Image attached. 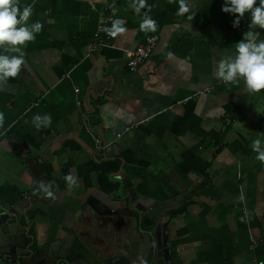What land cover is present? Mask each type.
<instances>
[{
  "label": "crops",
  "instance_id": "0c3cea01",
  "mask_svg": "<svg viewBox=\"0 0 264 264\" xmlns=\"http://www.w3.org/2000/svg\"><path fill=\"white\" fill-rule=\"evenodd\" d=\"M186 2L180 16V0H146L139 13L131 7L138 0H17L21 11L32 5L28 23L43 29L18 46V75L0 80V201L15 204L32 191L27 159H35L55 187L37 210L41 242L72 235L100 258L117 233L93 218L115 187L159 204L180 200L158 219L175 264L264 261V161L252 147L264 133V90L215 74L251 14L234 27L239 14L224 12L225 0ZM108 8L111 28L122 20L126 30L95 52L107 38L96 35ZM145 13L156 31L141 30ZM252 30L264 40V28ZM152 36L150 59L129 71L126 51ZM6 47L0 54L19 55ZM98 140L110 147L99 153Z\"/></svg>",
  "mask_w": 264,
  "mask_h": 264
},
{
  "label": "water",
  "instance_id": "95a60500",
  "mask_svg": "<svg viewBox=\"0 0 264 264\" xmlns=\"http://www.w3.org/2000/svg\"><path fill=\"white\" fill-rule=\"evenodd\" d=\"M27 163L34 178L32 191L15 204L0 201V259H12L5 264H175L158 219L180 200L159 204L115 187L99 219L93 218L95 224L113 223L117 233L103 241L100 258L72 235L41 242L35 235L37 210L52 201L55 187L35 159ZM119 194L121 199L113 198Z\"/></svg>",
  "mask_w": 264,
  "mask_h": 264
},
{
  "label": "clouds",
  "instance_id": "9594fccd",
  "mask_svg": "<svg viewBox=\"0 0 264 264\" xmlns=\"http://www.w3.org/2000/svg\"><path fill=\"white\" fill-rule=\"evenodd\" d=\"M146 0H138L133 3L132 8L137 13L145 7ZM223 11L231 14H239L233 22L234 27H239L240 18L245 13L250 12L251 23L249 30L243 34V38L235 44V53L219 61L216 69V76L225 82L239 83L243 79L250 92H260L264 90V40L259 39L260 33L254 31L256 26L264 28V0H225ZM189 12V5L186 0H180V7L177 15L183 16ZM33 14L32 5H27L21 11L17 0H0V46L7 45L5 51L19 53V55L0 54V80L15 77L21 71V66L25 62V53L18 47L27 41H33L36 33L43 29L40 22L28 23L29 17ZM192 19L191 16L188 17ZM122 20L116 21L111 35L123 33L126 29L121 26ZM19 25V26H18ZM143 31H156L157 21L145 13V17L140 24ZM169 57L173 55L168 53ZM3 114L0 113V119ZM34 121L50 123L51 117H34ZM37 127L40 124L37 123ZM264 133L252 142V147L258 153L257 159L264 161ZM69 186L74 183L71 174L66 177ZM49 195L51 193L49 192Z\"/></svg>",
  "mask_w": 264,
  "mask_h": 264
},
{
  "label": "built area",
  "instance_id": "2783aa9c",
  "mask_svg": "<svg viewBox=\"0 0 264 264\" xmlns=\"http://www.w3.org/2000/svg\"><path fill=\"white\" fill-rule=\"evenodd\" d=\"M112 13H113V10L111 8H108L107 15L104 20V24L101 26L99 33L96 35V37L99 38L100 34L102 32H105L107 35V38L105 39V41L101 39L99 43H96L93 46L92 51H95V52L100 51L106 45H110V41H112L113 38L115 37L111 35V32L113 31V29L111 28V25L114 20ZM157 42H158V38L155 36H152L146 40V43L144 45L140 46L135 51H126L127 66H128L129 71L131 72L136 71L140 65L144 64L150 59L152 53L154 52L156 48ZM129 130L130 129H127V131ZM117 137L119 138L120 135H118ZM109 147H110V144L104 145L99 140L97 141V151L99 153H102ZM11 261L12 259L9 257H3L0 259V264H5ZM257 264H264V261H259Z\"/></svg>",
  "mask_w": 264,
  "mask_h": 264
},
{
  "label": "trees",
  "instance_id": "16d2710c",
  "mask_svg": "<svg viewBox=\"0 0 264 264\" xmlns=\"http://www.w3.org/2000/svg\"><path fill=\"white\" fill-rule=\"evenodd\" d=\"M113 187V186H112ZM202 187V186H201ZM190 204V202L188 203H186L183 207H182V209H180V211H178V212H172L171 214H172V216H175V215H177V214H179L180 212H183L185 209H186V207H187V205H189Z\"/></svg>",
  "mask_w": 264,
  "mask_h": 264
}]
</instances>
